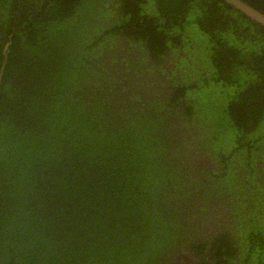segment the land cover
I'll use <instances>...</instances> for the list:
<instances>
[{
	"label": "trees",
	"instance_id": "16d2710c",
	"mask_svg": "<svg viewBox=\"0 0 264 264\" xmlns=\"http://www.w3.org/2000/svg\"><path fill=\"white\" fill-rule=\"evenodd\" d=\"M0 264H264V25L0 0Z\"/></svg>",
	"mask_w": 264,
	"mask_h": 264
},
{
	"label": "water",
	"instance_id": "95a60500",
	"mask_svg": "<svg viewBox=\"0 0 264 264\" xmlns=\"http://www.w3.org/2000/svg\"><path fill=\"white\" fill-rule=\"evenodd\" d=\"M253 20L264 25V13L242 0H226Z\"/></svg>",
	"mask_w": 264,
	"mask_h": 264
}]
</instances>
